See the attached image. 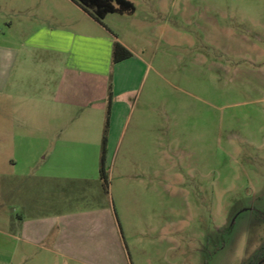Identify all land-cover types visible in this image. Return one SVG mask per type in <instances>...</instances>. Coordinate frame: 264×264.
Listing matches in <instances>:
<instances>
[{"label":"rangeland","instance_id":"374dc122","mask_svg":"<svg viewBox=\"0 0 264 264\" xmlns=\"http://www.w3.org/2000/svg\"><path fill=\"white\" fill-rule=\"evenodd\" d=\"M133 1L101 24L66 11L132 60L96 45L94 73L60 75L31 45L57 0H0V217L108 204L118 229L95 258L21 242L9 263L0 234V264H245L262 244L264 0Z\"/></svg>","mask_w":264,"mask_h":264},{"label":"crops","instance_id":"0c3cea01","mask_svg":"<svg viewBox=\"0 0 264 264\" xmlns=\"http://www.w3.org/2000/svg\"><path fill=\"white\" fill-rule=\"evenodd\" d=\"M131 1L135 4L133 0ZM55 5L57 11L45 19L47 22L46 26L34 34L31 39V45L44 49L54 56L52 64L60 75L69 71V66L75 68L77 71L88 70L94 73L97 61L95 53L96 45L99 47L103 44L106 47L107 61L118 69L132 60L134 56L116 64L112 62L113 46L118 39L117 36L114 35L113 38L104 39L92 38L74 32L69 28V16L66 15L67 10L86 16L98 24L102 23L95 20L73 0H57ZM136 10L132 14L124 13L121 15H134ZM121 43L130 49L128 44L123 41ZM4 53H0L1 59L4 57ZM70 59L74 63L71 64ZM2 71H5V69L3 68L2 70L0 66V75ZM56 82L63 83L62 76H59ZM64 82L67 83V79ZM0 221L2 225L5 224L6 226L0 228V234L2 236L1 241L7 244L4 249L9 252L10 257L8 260H5L8 263L15 256L21 242L25 243L26 248L46 242V248L49 251L62 257L81 258V255H89V257L95 258L94 250L101 247L100 245L95 247L96 237L104 233L107 242L104 249L110 250L112 247L116 249L118 238L117 218L108 204H101L95 208L79 211H62L29 216L17 215V217L3 215L0 217ZM6 223H9V226ZM86 240L89 241L87 245Z\"/></svg>","mask_w":264,"mask_h":264},{"label":"trees","instance_id":"16d2710c","mask_svg":"<svg viewBox=\"0 0 264 264\" xmlns=\"http://www.w3.org/2000/svg\"><path fill=\"white\" fill-rule=\"evenodd\" d=\"M86 12H88L95 20L103 22L108 14L111 13H129L132 14L136 10L135 4L131 0H73ZM133 56V52L122 44L120 41H115L112 52V62L114 64L122 62ZM101 178L104 186L107 188L109 177L103 161L101 166ZM264 259V240L257 251L249 257L245 264H259ZM261 264H264L262 262Z\"/></svg>","mask_w":264,"mask_h":264},{"label":"water","instance_id":"95a60500","mask_svg":"<svg viewBox=\"0 0 264 264\" xmlns=\"http://www.w3.org/2000/svg\"><path fill=\"white\" fill-rule=\"evenodd\" d=\"M262 262H264V259L259 264H261Z\"/></svg>","mask_w":264,"mask_h":264}]
</instances>
